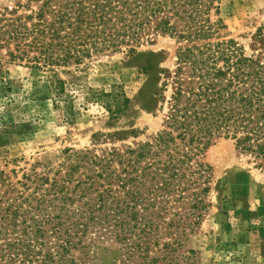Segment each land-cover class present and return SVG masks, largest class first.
Wrapping results in <instances>:
<instances>
[{"label": "trees", "instance_id": "trees-1", "mask_svg": "<svg viewBox=\"0 0 264 264\" xmlns=\"http://www.w3.org/2000/svg\"><path fill=\"white\" fill-rule=\"evenodd\" d=\"M222 29L220 0L0 5V57L44 72L46 94L68 122L74 96L61 74L135 55L157 35L178 45L174 68L159 72L160 94L152 92L162 117L148 140L65 149L55 166L19 178L0 170V264H186L180 251L209 207L206 149L232 140L264 170V55L247 54ZM87 99L112 120L131 110L120 85L89 89Z\"/></svg>", "mask_w": 264, "mask_h": 264}, {"label": "rangeland", "instance_id": "rangeland-1", "mask_svg": "<svg viewBox=\"0 0 264 264\" xmlns=\"http://www.w3.org/2000/svg\"><path fill=\"white\" fill-rule=\"evenodd\" d=\"M17 1L24 0H0V5ZM220 16L225 25L220 35L235 40L247 54L264 55V32L258 36L264 0H220ZM177 46L173 38L157 35L135 55L101 56L75 73L61 74L74 96L71 122L53 107L44 72L0 57V170L19 178L32 166H55L65 149L148 140L160 129L162 117L152 92L160 94L159 72L174 68ZM112 85H120L131 99L130 113L118 120L87 99L89 89ZM204 159L213 169L209 207L180 251L186 264H264V170L229 139H217ZM190 248L193 254H187Z\"/></svg>", "mask_w": 264, "mask_h": 264}]
</instances>
